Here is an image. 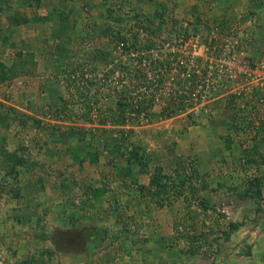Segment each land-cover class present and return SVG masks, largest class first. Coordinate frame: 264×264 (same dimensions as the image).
Returning <instances> with one entry per match:
<instances>
[{
    "label": "rangeland",
    "instance_id": "obj_1",
    "mask_svg": "<svg viewBox=\"0 0 264 264\" xmlns=\"http://www.w3.org/2000/svg\"><path fill=\"white\" fill-rule=\"evenodd\" d=\"M22 3L32 35L0 31V264H264V0ZM122 96L124 135L99 117Z\"/></svg>",
    "mask_w": 264,
    "mask_h": 264
},
{
    "label": "trees",
    "instance_id": "obj_2",
    "mask_svg": "<svg viewBox=\"0 0 264 264\" xmlns=\"http://www.w3.org/2000/svg\"><path fill=\"white\" fill-rule=\"evenodd\" d=\"M143 29V28H141ZM147 30V29H146ZM126 42V41H125ZM118 45L119 49H123L126 50L128 49L126 47V43H121ZM131 46H134L131 45ZM130 50L128 49L127 53H129ZM105 55V54H104ZM105 57V56H103ZM7 73H4V76H2L3 79L7 78ZM128 96H122L121 98H119L118 102H117V106L115 109L113 108H108L106 109V111L104 113H101L100 117V123L101 125L104 126H111L114 127L120 134H125L126 133V128L128 127V122L129 120H127V114L129 113V111H136V113H138V116H140L139 113H141L139 110L141 108V106H136L135 103L131 102L127 99ZM133 112V113H134ZM137 120H140V117L137 118ZM88 121H92L90 118ZM123 145L121 142L117 143L115 145L116 148H121ZM114 147V149H115ZM166 176H164L162 174V169H157L156 170V174H154L150 180V188H156L158 189L159 192H166L167 189L169 188L168 184L164 181ZM184 183V182H183ZM179 196H181L183 193L181 190H179L178 192ZM240 224H232V228L234 230L238 229Z\"/></svg>",
    "mask_w": 264,
    "mask_h": 264
},
{
    "label": "crops",
    "instance_id": "obj_3",
    "mask_svg": "<svg viewBox=\"0 0 264 264\" xmlns=\"http://www.w3.org/2000/svg\"><path fill=\"white\" fill-rule=\"evenodd\" d=\"M5 3L1 2L0 0V24L6 25L0 26V31L5 29L8 35L17 36L21 34L23 31L31 27L28 24H31L32 18L30 15H25L23 13L24 10H29L31 4L23 5L22 0H12V3H7L8 0H2ZM30 11V10H29ZM32 31V30H31ZM29 32V35H32V32ZM17 32V34L15 33Z\"/></svg>",
    "mask_w": 264,
    "mask_h": 264
}]
</instances>
